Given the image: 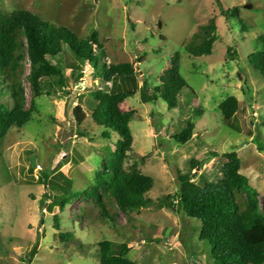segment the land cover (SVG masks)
Listing matches in <instances>:
<instances>
[{"label":"rangeland","instance_id":"rangeland-1","mask_svg":"<svg viewBox=\"0 0 264 264\" xmlns=\"http://www.w3.org/2000/svg\"><path fill=\"white\" fill-rule=\"evenodd\" d=\"M235 7L240 22L222 15ZM20 9L80 38L95 30L108 64H134L138 93L121 105L124 112H136L130 122L133 151L125 167H136L154 179L146 196L153 204L128 214L118 212L114 224L100 215L92 199L74 198L64 209L54 204L62 193L44 185L47 176L62 172L73 181L74 191H87L120 140L111 133L110 141H96L97 126L89 121L79 126L72 118L76 105L90 114L91 91H109L113 84L95 76L88 65L81 75L67 69L69 94L41 97L40 113L0 141V264H100L98 245L106 240L130 245L129 257L137 264H212L208 245L199 240L200 223L188 219L174 198L178 171L186 173L191 160H197L201 167L192 172L193 181L200 185L216 181L222 177L223 155L235 151L241 174L258 191L262 207L264 78L247 59L259 49L257 40L264 35V0H0V15ZM211 19L218 33L212 54L190 57L185 44ZM231 48L238 56L227 53ZM175 53L181 56L180 74L188 85L178 96V106L170 109L162 100L145 102L144 80L147 92L154 93ZM68 56L63 59L66 64ZM25 69L27 75L28 63ZM24 88L30 99L26 80ZM231 96L238 99L240 110L226 123L219 105ZM187 121L195 125L194 136L181 145L172 137L186 128ZM30 156L42 168L37 172L42 180L23 185L20 181H29L36 173L26 161ZM106 178L111 179L109 173ZM87 202L91 219L81 214ZM66 232L74 238L62 243L58 235ZM33 247L36 254L26 263L25 254Z\"/></svg>","mask_w":264,"mask_h":264},{"label":"trees","instance_id":"trees-1","mask_svg":"<svg viewBox=\"0 0 264 264\" xmlns=\"http://www.w3.org/2000/svg\"><path fill=\"white\" fill-rule=\"evenodd\" d=\"M238 14L237 7L222 11L223 17L239 21ZM217 40L216 21L211 19L191 37L184 50L193 58L208 56ZM257 42L259 49L252 52L247 60L264 78V35ZM227 53L238 56L233 48ZM66 55L70 59L67 64L63 60ZM106 55L95 30L80 38L70 29L54 26L24 9L0 15V141L12 128H22L40 113L41 97H57L65 91L69 94L67 69L79 71L81 75L83 67L88 65L95 76L106 84H113L109 91L99 89L90 92L93 100L90 114L80 105L72 110V118L77 125L89 121L100 129L96 141H110L111 133L120 138L112 157L103 164V172L96 175L94 185L87 191H74L73 181L62 172L50 174L43 183L62 193L61 198L54 201L61 209L74 198L83 196L94 200L92 203L100 215L114 224L118 212L128 214L153 204L146 196L154 187V179L136 167L131 170L125 167L133 151L130 122L135 119L136 112H124L121 105L138 93L135 66L133 63L108 64ZM180 60L179 53L171 57L167 69L158 78L154 93L147 92L148 83L144 80L141 88L146 89L142 93L145 102L162 100L170 109L178 106L179 94L188 87L180 74ZM25 63L29 64L27 75ZM24 80L30 86V99L27 98ZM219 109L225 122L229 123L239 112L240 104L236 97L231 96L219 105ZM186 125L172 137L181 145L189 143L194 136V123L187 121ZM223 157L226 161L221 167L222 177L216 181H204L203 185L195 183L192 178V172L201 167V162L191 160L186 173L178 171L179 189L174 198L188 219L200 223L199 240L208 245L212 264H264V197L260 207L258 191L241 174L242 164L237 152L226 153ZM26 161L30 162L28 158ZM22 171L24 168L21 167ZM108 173L110 180L106 178ZM41 180V177L39 180L30 177L29 181L20 182L26 185ZM165 199L170 200V197ZM88 203L83 205L81 214L91 219L92 210ZM169 206L173 207L174 202ZM56 226L59 227L58 222ZM58 238L60 242L67 243L74 235L72 232L60 233ZM98 248L100 264H137L129 257L131 247L127 243L106 240L100 242ZM35 254L36 247H33L25 254L26 263H31Z\"/></svg>","mask_w":264,"mask_h":264},{"label":"water","instance_id":"water-1","mask_svg":"<svg viewBox=\"0 0 264 264\" xmlns=\"http://www.w3.org/2000/svg\"><path fill=\"white\" fill-rule=\"evenodd\" d=\"M247 9L250 8V6H246ZM30 164L31 166L35 169L37 167V161H36V157L35 156H30Z\"/></svg>","mask_w":264,"mask_h":264},{"label":"built area","instance_id":"built-area-1","mask_svg":"<svg viewBox=\"0 0 264 264\" xmlns=\"http://www.w3.org/2000/svg\"><path fill=\"white\" fill-rule=\"evenodd\" d=\"M42 170V168L40 167V165L38 164L37 167L34 169V171L36 172L35 175H34V178L36 180H39L40 179V176L39 174H37V172H40Z\"/></svg>","mask_w":264,"mask_h":264}]
</instances>
